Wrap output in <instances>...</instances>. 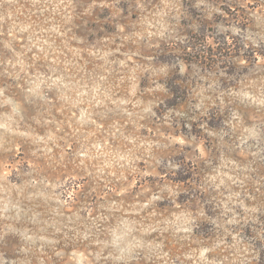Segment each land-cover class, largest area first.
<instances>
[{
	"label": "rangeland",
	"instance_id": "rangeland-1",
	"mask_svg": "<svg viewBox=\"0 0 264 264\" xmlns=\"http://www.w3.org/2000/svg\"><path fill=\"white\" fill-rule=\"evenodd\" d=\"M0 264H264V0H0Z\"/></svg>",
	"mask_w": 264,
	"mask_h": 264
}]
</instances>
